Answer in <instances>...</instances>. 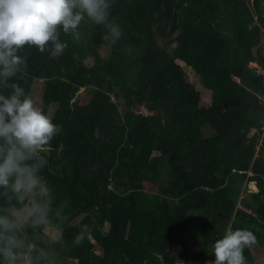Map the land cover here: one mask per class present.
I'll use <instances>...</instances> for the list:
<instances>
[{
  "label": "trees",
  "instance_id": "1",
  "mask_svg": "<svg viewBox=\"0 0 264 264\" xmlns=\"http://www.w3.org/2000/svg\"><path fill=\"white\" fill-rule=\"evenodd\" d=\"M111 5L109 21L122 31L114 44L85 19L75 33L61 31L62 53L51 44L19 53L27 67L13 80L31 96L33 80L43 79L40 109L50 105L62 131L46 147L40 173L52 189L50 223L33 229L26 218L16 234L38 264H206L215 260V241L237 229L256 236L252 247L262 244L264 73L248 63L264 67V0ZM177 59L209 90L208 106L198 104ZM81 87L90 93L84 104L72 100ZM4 191L0 215L19 214L27 201H9ZM91 239L101 255L89 256ZM243 254L250 262L249 248Z\"/></svg>",
  "mask_w": 264,
  "mask_h": 264
},
{
  "label": "clouds",
  "instance_id": "2",
  "mask_svg": "<svg viewBox=\"0 0 264 264\" xmlns=\"http://www.w3.org/2000/svg\"><path fill=\"white\" fill-rule=\"evenodd\" d=\"M111 6V0H0V189L9 201L32 202L23 216L0 215L4 264H38L31 255L33 246L16 229L24 218L33 229L50 223L52 189L40 173L49 163L46 147L62 131L13 80L27 67L19 53L25 45L43 53L49 44L62 53L67 44L60 40L61 31L75 33L85 19L103 26V39L114 44L122 31L109 21ZM256 243L247 229L228 230L215 241V260L209 264H247L244 249Z\"/></svg>",
  "mask_w": 264,
  "mask_h": 264
},
{
  "label": "rangeland",
  "instance_id": "3",
  "mask_svg": "<svg viewBox=\"0 0 264 264\" xmlns=\"http://www.w3.org/2000/svg\"><path fill=\"white\" fill-rule=\"evenodd\" d=\"M261 42H263L262 52H264V35H262V37H261ZM173 48H174V45H173V47H171V50ZM108 52L109 51L106 52V50H104V51L100 50L99 54L108 55ZM83 62L85 64H87V66H90L93 62V57L87 56L84 58ZM176 62L179 63V65L183 68V75H182L183 80L187 83L194 85V87L198 90V92H199L198 104L200 106H208L210 104V92H209V90L206 88H203L199 85L197 76L193 73V71L189 67H187L183 62L179 61L178 59L176 60ZM248 66L254 68L256 71H259L260 73H264V67L258 65L254 61L249 62ZM42 87H43V79L42 78H36L33 80L30 97L33 99L34 104L39 108H41V103H40L41 95L40 94L42 91ZM74 99H76V100L78 99V104L87 103L90 99V93L85 88L81 87L76 92L74 98H72V100H74ZM112 99H113V97H112ZM134 108H135V110L137 109V110L143 111V107H134ZM145 113H147V112L145 111ZM149 113H151V112H149ZM45 114L50 119L52 118L53 109L50 105L47 108ZM263 128H264V126H263ZM254 130L255 129H251L248 132L247 137H249L254 132ZM202 133H203L202 134L203 137H209L212 134L211 130L208 128L204 129ZM247 174L252 175L251 170H248ZM246 186H247V191H255L257 189L254 181H248L246 183ZM31 203H32L31 201H27L25 207L22 208L19 215L23 216V214H24V212H26L27 208L31 206ZM25 219L26 218L22 219L18 225H20ZM83 227H85V226L83 225ZM106 229H107V225H104L103 230H106ZM42 231L47 235V237L49 239H52V240L57 239V237L59 235V233L53 227H50V226H44ZM145 232H146V227L143 224H140L138 227V237L142 238L144 236ZM77 237H79V236H77ZM173 242L174 243L172 244V248L170 249V251H174L177 248L176 241H173ZM91 245L92 246L89 249V256H91V254H93V253H96L98 255L102 254L103 249L93 239H91ZM249 256H250L251 261L247 262V264H264V240H263L262 244L249 248ZM75 263H76V260L73 261V264H75ZM204 263L209 264V261H206ZM175 264H192V263L189 261L183 262V261L179 260V261H176Z\"/></svg>",
  "mask_w": 264,
  "mask_h": 264
}]
</instances>
